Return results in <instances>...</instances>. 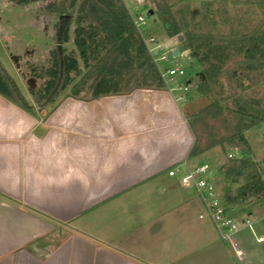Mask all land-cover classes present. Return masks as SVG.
<instances>
[{
  "label": "crops",
  "instance_id": "obj_1",
  "mask_svg": "<svg viewBox=\"0 0 264 264\" xmlns=\"http://www.w3.org/2000/svg\"><path fill=\"white\" fill-rule=\"evenodd\" d=\"M191 138L167 88L68 92L32 112L0 94V264H229L202 222L167 217L193 203L160 184ZM251 220L238 264H264V212Z\"/></svg>",
  "mask_w": 264,
  "mask_h": 264
},
{
  "label": "trees",
  "instance_id": "obj_2",
  "mask_svg": "<svg viewBox=\"0 0 264 264\" xmlns=\"http://www.w3.org/2000/svg\"><path fill=\"white\" fill-rule=\"evenodd\" d=\"M6 1L21 5L35 0ZM73 1L72 42L77 54L65 52L60 44H56L47 65L36 74L42 77L41 81L35 87L27 88L30 98L0 62L2 96L29 112L34 108H51L63 96L60 94L61 87L77 75L78 60L83 71L71 85L75 95L96 96L132 87L167 88L123 0ZM152 1L154 8L151 10L165 34H181V49H187L200 64L196 71L197 91L212 95L216 87L218 95L211 96L210 102L203 107L185 114V120L194 135L195 122L200 121L205 125L207 119L222 120V132L215 125H209L205 147L218 145L223 149L226 143L236 149L238 154L227 156L217 168L231 180L238 177L243 179L233 191H228L222 197L227 204L242 205L247 197H258L264 192V179L250 157L251 148L244 135L246 128L264 120V95H248L238 90V87H244L238 69H243L242 77H247V71L263 66L264 31L259 26L244 31H210L195 21V15L199 12L189 13L185 10V4L178 6L176 17L167 0ZM47 3L57 17L54 38L59 43L63 42L67 39L73 5L70 6L68 0H48ZM16 57L12 55L13 59ZM224 89L226 93L222 96ZM56 96L59 98L55 99ZM203 148L194 140L186 158L196 156Z\"/></svg>",
  "mask_w": 264,
  "mask_h": 264
},
{
  "label": "rangeland",
  "instance_id": "obj_3",
  "mask_svg": "<svg viewBox=\"0 0 264 264\" xmlns=\"http://www.w3.org/2000/svg\"><path fill=\"white\" fill-rule=\"evenodd\" d=\"M48 0H35L25 4L17 5L6 0H0V62L3 67L12 75L20 89L30 98L27 88L28 86L35 87L42 79L41 76L36 74L41 71V68L47 65L50 55L54 52L56 44H60L65 52H70L76 55V49L72 42L74 21L73 16L75 11L73 7L75 2L68 0L69 5H73L71 10L72 16L67 31V39L63 42H57L54 38L55 23L57 20L56 13L53 8L49 7ZM127 8L131 12L141 11L145 13L147 9H153L154 3L152 0H123ZM170 3L171 9L176 17H178L177 8L181 4L186 5V9L192 14L199 12L195 15L197 21L203 29L210 31L226 32L229 29H236L244 31L254 26H259L260 30L264 31V0H167ZM201 15V16H200ZM203 15V16H202ZM146 26L143 28V33L147 36L152 34L158 41H160L164 48L167 50L166 60H159L161 65H179L183 68L184 74L180 77H175L170 80L166 78L167 87L170 88L179 101L180 109L182 110L184 119L185 114L192 113L193 110L203 107L209 103L211 96L218 95L216 87L212 95L202 94L195 88L198 81L196 71L199 70L198 64L190 55L187 49H181L180 39L176 35H166L162 29L160 21L156 18L153 12L145 15ZM177 49L178 54L171 55L169 49ZM12 55H17L15 59ZM81 62L78 60L77 75L67 84L61 87L60 94L64 95L68 92H74L71 87L75 78H77L83 71L81 69ZM238 76L242 78L244 94L248 95H264V64L257 69L247 71L248 76L242 77L243 69H238ZM227 84L224 81V88ZM83 92H80V94ZM226 90L222 92L224 96ZM56 96L55 99H58ZM227 101L223 99V101ZM229 103V101L227 102ZM207 124L200 121L194 123L195 135L191 132L192 142L200 148H203L196 156L188 158V163H195L204 161L208 164V176L213 181L217 193L222 198L228 191H233L234 188L242 183L243 179L238 177L231 180L224 173L220 172L217 165L220 164L227 156H234L237 153L236 149L229 147L225 143L223 149L218 145L205 147L207 137L209 135V125H215V128L222 132V120L207 119ZM244 135L251 148V159L257 164L261 177L264 179V120L256 125H251L244 130ZM191 142V144H192ZM180 164L177 165V167ZM160 184L166 185L173 184L178 191L179 197H186L187 200L193 202L184 206L183 199L181 204L176 208L171 209L168 213V218L178 216L180 219H197L203 223V233H207L215 239V243H220L225 248L229 256V264H238L236 257L233 256L228 245L219 238L213 224L206 215L202 217L197 216V211H201V204L197 199L193 187L183 186L178 181V175H168L163 177ZM233 214L238 220L244 217H251L256 219L261 213L264 212V192L258 197H247V201L242 205H232ZM182 207V208H181ZM188 216V217H187ZM183 231V232H182ZM181 232V234H180ZM188 232L185 224L178 226V244L182 233ZM241 231L238 233L240 235ZM240 237V236H239ZM189 239V238H187ZM158 241V242H157ZM164 239H151L152 253H162L165 249L163 246L159 249L153 247L154 243L163 245ZM161 242V243H160ZM200 244V241H198ZM197 248H200L197 245ZM206 247V246H205ZM190 248H195L191 246ZM204 246L200 249H203ZM181 249L188 250L186 245ZM196 249V248H195ZM159 250L162 252H159ZM184 251V252H185ZM194 253V252H193ZM190 255V254H189ZM188 256V255H186Z\"/></svg>",
  "mask_w": 264,
  "mask_h": 264
},
{
  "label": "built area",
  "instance_id": "obj_4",
  "mask_svg": "<svg viewBox=\"0 0 264 264\" xmlns=\"http://www.w3.org/2000/svg\"><path fill=\"white\" fill-rule=\"evenodd\" d=\"M127 10L130 14L131 21L144 42L160 76L165 81L166 78L172 80L175 77H181L184 74L181 66L159 64V60H166L167 50L164 48V45L152 34H148L146 36L143 33V28L146 26V10L145 13H142L141 11L131 12L128 8ZM173 51V48L169 49L171 55L178 54L177 49L175 53H173ZM167 89L171 90L168 87ZM227 154L228 156L231 155V153ZM166 173L168 175L177 174L178 181L181 185L193 187L195 195L201 204V211L197 213V216L202 217L203 215H206L213 224L219 238L228 245L233 256L240 258L243 250L240 245L238 233L245 227L251 229L252 218L244 217L242 220H238V218L234 216L232 212L233 206L227 204L224 199L219 196L214 184L212 183L213 181L208 176V164L204 161L188 163L183 160L180 163V166L177 167V165H172L167 168ZM256 239H264V234L258 233L256 235Z\"/></svg>",
  "mask_w": 264,
  "mask_h": 264
},
{
  "label": "water",
  "instance_id": "obj_5",
  "mask_svg": "<svg viewBox=\"0 0 264 264\" xmlns=\"http://www.w3.org/2000/svg\"><path fill=\"white\" fill-rule=\"evenodd\" d=\"M147 12L148 13H150V12H152V10L149 8V9H147ZM176 37H177V39H181V34H176ZM176 52V49H174V51H173V53H175Z\"/></svg>",
  "mask_w": 264,
  "mask_h": 264
}]
</instances>
